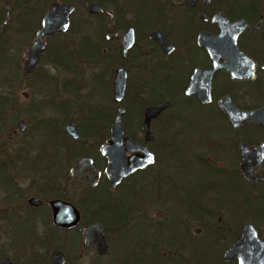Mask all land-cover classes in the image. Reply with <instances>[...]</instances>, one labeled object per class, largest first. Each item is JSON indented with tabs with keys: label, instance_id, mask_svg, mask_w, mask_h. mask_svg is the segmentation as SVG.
Returning a JSON list of instances; mask_svg holds the SVG:
<instances>
[{
	"label": "flooded vegetation",
	"instance_id": "obj_1",
	"mask_svg": "<svg viewBox=\"0 0 264 264\" xmlns=\"http://www.w3.org/2000/svg\"><path fill=\"white\" fill-rule=\"evenodd\" d=\"M48 2L42 14L41 11ZM54 3L74 7L68 28L57 29L46 36L44 49L33 71L26 73L22 67V72L16 76L13 74L18 88L21 77L33 74L45 59L59 70L56 73L45 71L37 79L49 86H44L43 89L49 91L50 97L44 98L42 102L34 101L26 108L25 112L34 118L33 125H28L22 118L16 120L19 139L15 141L14 149L8 150L10 145L7 142L1 143L3 140L0 138V222L4 224L7 235L12 234L19 245L24 242L27 246L26 250L18 247L17 250H0V264L5 261L8 264H51L52 255L58 248L41 252L32 246L28 247L30 239L36 238L35 232L40 223L48 224L52 221L54 229H67L79 224L81 210L67 195V189L60 187L61 179L58 180L63 165L66 168L73 152H79L74 149V144H82L97 137L90 150L77 155L78 158L68 169V175L72 180L85 181L91 189H98L101 193L113 191L125 180L144 174L155 166L159 158L158 143L168 142L173 122L178 121L163 118L172 105L173 97L170 95L173 93L180 94V172L189 174L196 180L194 187L185 184L180 186L182 217L190 222H224L225 227H221L220 233L230 236L232 233L228 223L233 221V211L229 210V202L223 200L224 196H232L230 206L232 204L234 212L239 215L247 211L249 184L264 186V180L246 177L245 171L249 169L250 163L244 164L242 161L243 144L253 147L264 143V126L252 120L234 125L224 113L221 101L224 97H229L238 109L244 111L264 106V0H34L33 5L39 15L31 30L36 28L33 38L41 26L43 15ZM79 4H83V9ZM78 17L80 22L76 24L74 20ZM221 17L229 23L243 20L247 27L243 28L235 40L232 37L210 38L220 33ZM75 33L76 40L66 38ZM201 34H205L204 38H200ZM94 35L97 36L96 39ZM54 36L62 39L61 42L68 51V55H64L62 59L66 60L67 56L73 55L98 64V76L109 85L108 104L94 106L91 103L97 89L89 83L87 84L91 87L83 96L80 95V90L85 83L74 92L69 90L75 73L52 63L57 54L49 53L48 45ZM129 40L131 44L126 47L125 43ZM79 45L84 46L82 51H76ZM119 69L125 70L126 89L122 100L115 101L114 79ZM69 73L72 76H64ZM57 74H63L62 81L50 82L49 79ZM208 88L209 100L203 101L201 96L206 94ZM57 89L59 93L56 92ZM154 94H161V98L153 100ZM24 96L27 97V93ZM73 98L77 102L74 103ZM165 100H169L170 104L150 120V130L154 137L147 141L141 129L144 110L151 105H160ZM8 104L1 98L0 137H4L8 123ZM120 107L124 109V134L145 144L154 154L155 162L134 171L116 187H112L105 174L107 158L102 153V148L110 139L112 122ZM96 108L98 115L94 114ZM192 110L198 115L209 116V122L218 124L216 126L220 128V132L215 133L216 135L208 134V131H199L198 135L192 133L186 124L189 119L183 118L184 111ZM72 111L80 113L81 118L63 121V127L57 124L58 115L68 119ZM42 112L49 116H43ZM101 113L106 116L104 123L100 122ZM37 116L42 118L36 119ZM19 121L24 123L23 130L18 126ZM126 121L130 127L128 132L125 129ZM69 124L77 127L76 137L67 132ZM48 125L52 128L49 134L45 131ZM136 132L139 134L136 135ZM38 134L50 138L49 146L40 144L39 141L37 143L35 137ZM189 138L190 141H186ZM84 156L90 157L95 168L100 171L96 186H90L86 178L75 179L70 176L71 167ZM97 158L100 162L96 161ZM254 175L264 176V155L260 165L254 169ZM54 200L69 202L77 208L79 220L75 225L55 224V210L51 204ZM217 208L225 215H219L215 220ZM14 217L29 222L30 226L15 234L12 229ZM214 225L215 223L209 225V229H216ZM242 227L236 240L240 237ZM48 228V234L53 238L55 231ZM103 229L105 233L104 226ZM201 229L196 228V232ZM256 230L259 237L264 238L257 228ZM84 245L95 249L93 244ZM227 248L228 246L224 250ZM96 254L103 259L108 252L106 255H99L96 251ZM64 255L66 264L68 259L65 253Z\"/></svg>",
	"mask_w": 264,
	"mask_h": 264
},
{
	"label": "rangeland",
	"instance_id": "obj_2",
	"mask_svg": "<svg viewBox=\"0 0 264 264\" xmlns=\"http://www.w3.org/2000/svg\"><path fill=\"white\" fill-rule=\"evenodd\" d=\"M49 2L44 10L41 11L42 14ZM0 6L5 12L0 18V50L6 55H11L10 57L13 59L10 68L4 73H0V82L6 74L11 77L12 80L10 81L12 82L11 88L8 85L4 86L0 83V96L5 97L6 102H9L6 109L8 113V123L4 130V137L0 138L3 140L1 143L7 142L10 145L8 148V150H10L14 149V143L19 139L17 138L19 131L15 125L16 120L22 118L28 125H33L32 119L34 118L25 112V110H27L26 108L34 101L42 102L44 98L50 97L49 91L43 89L44 86H49L44 84V82H41L42 80L39 81L37 79L45 71L56 73L59 70L54 68L47 59H45L39 64L33 74L21 77L20 85L17 88V80L13 77V74L16 76L17 71L22 72V63L25 58V53L36 28L33 31L31 30L36 25L39 14L35 11V14L30 16V18H27V14H24L23 17H20L23 21L21 22L17 16L14 15L12 9L13 6L8 0H0ZM78 6L80 8L82 6L83 9V4H79ZM78 13L81 12L78 11ZM29 21L30 29L25 30L22 25H27L26 23ZM74 22H76V24L80 22L79 17L75 19ZM76 37L75 33V35L70 34L69 37L66 38L74 40ZM96 37L97 36L94 35V39H96ZM82 49L83 48L81 47L79 49L76 48V51H82ZM72 58L74 57L69 56L65 58L66 60L64 62L69 70L75 73L72 81H70L69 90L74 92L85 83L80 90V95L83 96L87 94L86 91L90 89L91 85H94L97 90L91 103H94V106L102 103L108 104L110 102L109 85L107 81L98 76V71L100 70L97 66L98 64L95 61L91 62L84 59L82 60L80 56L75 59ZM64 76H72V74L69 73ZM64 76L63 74H57L56 77L52 76L49 80H51L50 82L52 83L55 81L58 82L57 80L62 81L61 78H64ZM56 92L59 93V90L57 89ZM24 93H27V97L24 96ZM170 96L174 99L172 98V105L169 107L163 118L174 120L175 118H173V115L176 114L177 119L175 120L178 121H174L170 129L171 131L169 130L170 134L168 135L166 149H160V147L163 148L161 144L157 146L159 149V158L156 165L150 168L147 172H144V174H139L134 178L127 180V182H124L119 188L113 191L109 190L110 194L113 195V197L118 198L121 203L117 209L111 211L110 214L106 213L103 218L104 223L102 222V225L105 228V235L109 242L107 256L103 259L98 258L93 247L84 245L81 232L83 226L76 225L67 229H54L52 221L48 224L40 223V226L35 232L36 238L34 237L30 239L28 247L32 246L37 250H41V252L56 248L61 249L67 256L68 261L66 264H153L150 262L151 259L149 258L147 251L152 250L150 247L152 246L153 241L159 239L157 235L158 231L156 232L153 228H158L160 230V226L162 225L163 227L162 222L166 221L164 219L168 218L170 215H172L170 220L173 221L176 219L179 224L180 219H186L183 218L181 214L183 210L180 204V186L185 184L188 187H194L193 185L196 182L195 178L189 174L184 175L180 172V94L173 93ZM61 98L62 97H60V99ZM160 98L161 94L153 95V100H159ZM73 102H77V99L73 98ZM37 106L38 105H36V107ZM95 110L94 114L98 115L99 112L97 108ZM196 113L197 112H194V110L184 111L183 113L184 120L189 119L186 124L189 126L192 133L198 135L200 134L199 131H208V134L216 135L215 133L220 132V128L216 126L218 124L211 121L209 122V116L198 115V113ZM205 113L207 114V112ZM41 114L45 117L49 116V114H44L43 112ZM100 116L102 118L100 122L103 121L104 123L106 121V116H103L102 113ZM214 117L217 116L214 115ZM35 118L42 117L37 116ZM77 118H81L80 113L72 111L68 115V119L58 115L56 121L57 124L63 127V121L66 122L70 119L75 120ZM45 131L49 134L52 131V128L48 125ZM135 134L138 135L139 132H136ZM26 135L29 134L27 133ZM5 138H8V141ZM35 138L37 143L39 141L40 144H46L49 146V137L38 134ZM96 140L97 137H92L82 144H74V149L78 150L80 155L84 154V151L90 150V148L95 145ZM186 141H190V138ZM77 158L78 156L74 157V155L69 158L71 161L66 164V168L63 165V168L58 175V180L61 179V183H59L60 187L67 189V195L73 202L79 201L82 198L83 186L86 185V182L73 181L69 178L68 169ZM97 161L100 162V159L97 158ZM51 172H53L52 166ZM228 186L229 184L226 187ZM231 197L232 196L229 194L224 196L223 199L225 202H229L228 208L230 211H233V221L228 223L231 227L232 233L230 236L224 235L223 232L220 233L221 227H225L224 222H187L190 224L188 233L193 244H185L182 256L185 259L187 257L190 259L192 258L191 264H197L196 262H200L202 260L203 252L205 256H208L209 254L213 255V257L210 256V264H223L224 259L222 254L224 249L235 241L240 233L242 225L247 221L252 222L258 229L260 236L264 237V186L249 184L247 211L243 212V214L237 215L234 212L235 209L233 205L231 204L230 206ZM90 209V211L94 210L93 208ZM216 210L215 220H217L219 215H225L223 211L221 212L219 210V208ZM130 218L132 219L130 220ZM138 219L141 221V224L139 225H137V221H139ZM213 223H215L214 226L216 229H209V225H213ZM184 224L185 222L183 225ZM29 226V222H24L16 217L13 218L12 229L15 234H17L16 232L18 230L22 228L27 229ZM4 227V224H1L0 222V250H17V247L18 249L26 250V244L22 242L19 245L16 237L12 234L8 233L7 235L5 233ZM48 227L53 228L55 231L53 238L48 234V231L50 230ZM196 228L202 229L200 232H196ZM33 231L34 229L31 230L32 233ZM153 231H155L154 234ZM166 231L167 228L165 230L167 236ZM168 234L169 236L175 235V237H178L177 231H174L173 235L168 230ZM233 238L235 239L233 240ZM159 248L160 250H164V253L166 254L168 253L166 250H174L167 246L162 248L159 246ZM139 259L143 262L139 261Z\"/></svg>",
	"mask_w": 264,
	"mask_h": 264
},
{
	"label": "water",
	"instance_id": "obj_3",
	"mask_svg": "<svg viewBox=\"0 0 264 264\" xmlns=\"http://www.w3.org/2000/svg\"><path fill=\"white\" fill-rule=\"evenodd\" d=\"M74 7L67 4H52L41 20V26L36 31L33 40L28 46L26 56L23 61V70L26 73L33 71L39 55L44 49L46 36L52 34L57 29L66 30L70 23V14ZM220 18V33L210 38L225 39L232 37L235 40L243 28L247 24L243 21L234 23L226 22ZM205 34H201L200 38H204ZM131 44L130 40L125 43L126 47ZM234 46L235 43H234ZM215 68L213 69V71ZM233 72V70H231ZM126 89V73L124 69H119L114 79L113 97L115 101H121ZM203 101L209 100V88L206 94L201 96ZM204 97V98H203ZM170 104L169 100H165L160 105H151L144 110V120L141 129L145 133V140L150 141L154 135L150 130V120L156 117L163 109ZM224 113L234 125L244 120H252L264 126V106L251 111L238 109L229 99L224 97L221 101ZM124 109L118 108L111 126V135L109 141L103 146L102 153L107 158L105 174L110 181L112 187H116L122 179L128 177L134 171L144 169L153 165L155 162L154 154L143 143H138L124 134L122 123V114ZM21 130L24 128L22 121L18 122ZM75 124H69L66 130L73 137H76ZM242 161L244 164L250 163V167L245 171L248 179L257 181L264 180V176L254 175V169L260 165L264 155V143L256 146L242 145ZM130 154V155H127ZM70 176L75 179L86 178L90 186H96L99 181L100 171L95 168L93 160L84 156L80 158L70 169ZM54 212V222L59 226H73L79 220V212L77 208L62 200H54L51 202ZM83 241L85 244H93L99 255H106L108 252V241L105 237L104 229L99 221H93L82 227ZM224 261L236 259L237 264H264V238L259 237L255 226L251 222H246L240 234V237L232 243L223 252ZM65 255L61 250H56L52 255L51 264H65ZM2 264H8L6 261Z\"/></svg>",
	"mask_w": 264,
	"mask_h": 264
},
{
	"label": "trees",
	"instance_id": "obj_4",
	"mask_svg": "<svg viewBox=\"0 0 264 264\" xmlns=\"http://www.w3.org/2000/svg\"><path fill=\"white\" fill-rule=\"evenodd\" d=\"M10 4L13 6V11L14 15L17 16V18L21 20L20 17H23L24 14H27V18H30V16L35 14V7L33 5L34 0H8ZM5 14L3 8L0 6V18ZM24 20V18H23ZM27 25L23 24V28L25 30L30 29V21L26 23ZM58 36H54L51 38L49 45H48V52L52 54L55 53V57L53 58V64L56 65L57 67L62 66L64 69H68L67 65L64 63V55H68V51L65 48V44L61 42L62 39L57 38ZM83 48L84 46L79 45V48ZM11 56V55H10ZM9 55H6L2 50H0V73L6 72L9 68L10 65L13 63V59ZM73 56V55H72ZM68 57V56H67ZM72 59H75L72 58ZM17 71V70H16ZM70 71V70H69ZM20 72L17 71V74ZM15 78V77H14ZM12 81L11 77H9L7 74L3 76V79L1 80V84L6 86L12 87ZM4 99L6 102V98L3 96H0V100ZM173 118L177 119L176 114L173 115ZM126 131H130V127L127 124L126 121V126H125ZM87 135V133L85 134ZM85 135H82L85 137ZM168 143V142H167ZM162 145L160 149H166V143H158V145ZM90 154V152H89ZM74 157L79 155V152H73ZM91 155V154H90ZM96 160V159H95ZM97 161V160H96ZM132 179V178H130ZM127 179V180H130ZM125 180L124 182H127ZM73 181H77L74 180ZM83 181V180H82ZM85 182V181H83ZM123 182V183H124ZM82 193L84 197H82L81 200L76 201L75 204L77 207L81 210L82 216L79 224L77 226H83L86 224H89L93 221H99L103 222V217H105L106 213H109L113 211L114 209H117L119 207L121 201H119L118 198L113 197V195L110 194V192H98V189H91L88 184L83 186ZM84 200V201H83ZM93 208V211H90ZM138 213V212H137ZM137 215V214H136ZM172 218V215H170L168 218L164 219L166 221H163V227L162 225L160 226V230L158 228H153L156 232L158 231V238L157 240L153 241L152 246L150 247L152 250H147L148 251V256L151 259L150 262L153 264H191L192 258H184L182 256L184 246L186 243L188 244H193L191 241V238L188 233V229L190 226V221L188 220H182L180 219V224L177 222V220H170ZM174 218V217H173ZM132 218H130L131 220ZM139 220V219H138ZM129 222V221H128ZM185 224L183 225V223ZM189 222V223H187ZM104 223V222H103ZM141 224V221H137V225ZM106 226V225H105ZM118 226V225H117ZM163 228V229H162ZM167 228V236L165 234V230ZM58 229V228H57ZM141 230V229H140ZM168 230L173 234L174 231H177L178 237L174 236H169ZM153 231V234L155 233ZM153 236V235H152ZM235 238H233L234 240ZM236 240V239H235ZM213 242V241H212ZM159 246L165 247L167 246L168 248H172L174 250H166L168 253H164V250H160ZM180 248V250H179ZM195 251V250H194ZM182 252V253H181ZM210 256L213 257L212 254H209L208 256L204 255V252L202 253V260L200 262H196L197 264H210ZM139 261L143 262L142 260L139 259ZM148 261V260H147ZM223 261V259H222ZM223 264H237L236 260H231V261H223ZM194 263V262H193Z\"/></svg>",
	"mask_w": 264,
	"mask_h": 264
}]
</instances>
